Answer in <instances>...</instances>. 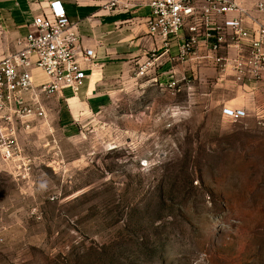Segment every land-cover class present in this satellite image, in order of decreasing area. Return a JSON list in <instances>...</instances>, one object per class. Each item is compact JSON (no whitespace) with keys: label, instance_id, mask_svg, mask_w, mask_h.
Instances as JSON below:
<instances>
[{"label":"rangeland","instance_id":"obj_1","mask_svg":"<svg viewBox=\"0 0 264 264\" xmlns=\"http://www.w3.org/2000/svg\"><path fill=\"white\" fill-rule=\"evenodd\" d=\"M78 120L0 155V264H264L255 120L139 82Z\"/></svg>","mask_w":264,"mask_h":264},{"label":"crops","instance_id":"obj_2","mask_svg":"<svg viewBox=\"0 0 264 264\" xmlns=\"http://www.w3.org/2000/svg\"><path fill=\"white\" fill-rule=\"evenodd\" d=\"M110 1L0 0V58L13 51L17 38L29 33L35 17L50 16V4L60 2L71 22L78 24L80 44L76 55L87 75L76 95L71 90L61 91L45 102L46 120L31 121L29 130L18 127L19 132L49 128L51 124L72 129V125L80 123V117L104 107L112 94H125L134 82L167 90L169 84L176 83L178 92L207 98L220 113L223 108L247 112L249 117L243 120L248 122H254L253 115L264 110V81L238 82L231 71L221 75L212 53L203 44L188 61L172 63L170 56L177 54L178 45L189 36L188 30L184 28L179 38L172 41L171 50L166 54L162 41L148 32L150 0H124L130 1L128 10H108L106 5ZM259 2L264 0H237L246 11L245 24L251 33L257 28L255 22L262 18L256 7ZM194 3L202 5L203 0H194ZM250 43L251 40L243 43L245 54L250 50ZM86 51L94 54L87 63L84 61ZM219 56L235 59L239 52L226 47ZM153 58L156 59L154 62ZM149 63L145 74L137 76L139 70ZM33 76L36 85L46 81L40 71L35 70Z\"/></svg>","mask_w":264,"mask_h":264},{"label":"built area","instance_id":"obj_3","mask_svg":"<svg viewBox=\"0 0 264 264\" xmlns=\"http://www.w3.org/2000/svg\"><path fill=\"white\" fill-rule=\"evenodd\" d=\"M147 18L149 34L162 41L165 53L171 50L172 41L178 39L184 28L189 36L178 45V52L170 56L172 63L188 61L203 44L212 53L218 72H233L238 82L264 81V2L257 4L261 21L251 33L246 27V11L237 0H150ZM130 8V1L111 0L106 9ZM50 16H37L26 36L19 37L13 51L0 58V155L10 161L20 153L17 141L18 127L29 130V122L46 120L45 102L63 90L76 95L87 79L86 69L77 60L80 44L78 24L71 22L60 2L50 4ZM251 40L248 54L243 51L244 41ZM239 52L235 59L220 57L224 48ZM94 58L86 51L84 61ZM156 59L153 58V62ZM141 68L137 76H143ZM40 71L46 81L36 85L33 72ZM177 90L176 83L168 86ZM222 117L238 122L249 117L243 110L222 109ZM257 127L264 132V110L253 115Z\"/></svg>","mask_w":264,"mask_h":264},{"label":"trees","instance_id":"obj_4","mask_svg":"<svg viewBox=\"0 0 264 264\" xmlns=\"http://www.w3.org/2000/svg\"><path fill=\"white\" fill-rule=\"evenodd\" d=\"M155 253H156V256L159 257V256H160V249H159V248L156 249V250H155Z\"/></svg>","mask_w":264,"mask_h":264}]
</instances>
